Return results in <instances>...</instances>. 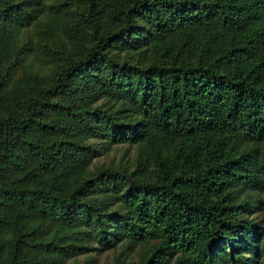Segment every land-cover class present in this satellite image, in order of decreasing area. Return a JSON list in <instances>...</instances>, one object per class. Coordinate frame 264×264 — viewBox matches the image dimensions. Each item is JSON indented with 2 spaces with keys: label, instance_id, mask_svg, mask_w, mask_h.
<instances>
[{
  "label": "trees",
  "instance_id": "1",
  "mask_svg": "<svg viewBox=\"0 0 264 264\" xmlns=\"http://www.w3.org/2000/svg\"><path fill=\"white\" fill-rule=\"evenodd\" d=\"M109 249L264 264V0H0V264Z\"/></svg>",
  "mask_w": 264,
  "mask_h": 264
},
{
  "label": "rangeland",
  "instance_id": "2",
  "mask_svg": "<svg viewBox=\"0 0 264 264\" xmlns=\"http://www.w3.org/2000/svg\"><path fill=\"white\" fill-rule=\"evenodd\" d=\"M135 150L134 148H131L130 150H126L125 146H113L111 149L102 152L98 156H96L94 163L96 165H110L113 167H123L128 166L129 163H131V160L134 159ZM246 215L249 217H253L254 219H258V216L260 215L259 210L257 208H253L251 211H247ZM114 253V250H104L99 255V264H104V261L106 258L111 257ZM245 256H248L249 258L254 257L253 254H249V252L245 253ZM253 262V261H252ZM252 264V263H251Z\"/></svg>",
  "mask_w": 264,
  "mask_h": 264
}]
</instances>
